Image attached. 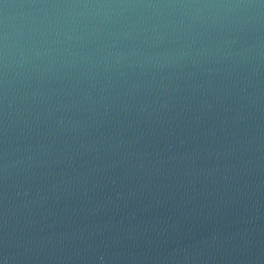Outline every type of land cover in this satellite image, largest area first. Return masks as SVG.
<instances>
[{
  "label": "water",
  "instance_id": "water-1",
  "mask_svg": "<svg viewBox=\"0 0 264 264\" xmlns=\"http://www.w3.org/2000/svg\"><path fill=\"white\" fill-rule=\"evenodd\" d=\"M0 264H264V0H0Z\"/></svg>",
  "mask_w": 264,
  "mask_h": 264
}]
</instances>
